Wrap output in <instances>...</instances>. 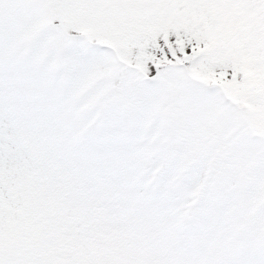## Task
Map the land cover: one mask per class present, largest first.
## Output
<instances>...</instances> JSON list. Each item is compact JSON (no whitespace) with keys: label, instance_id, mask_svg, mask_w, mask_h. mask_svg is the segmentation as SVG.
Returning a JSON list of instances; mask_svg holds the SVG:
<instances>
[{"label":"snow or ice","instance_id":"obj_1","mask_svg":"<svg viewBox=\"0 0 264 264\" xmlns=\"http://www.w3.org/2000/svg\"><path fill=\"white\" fill-rule=\"evenodd\" d=\"M0 264H264V0H0Z\"/></svg>","mask_w":264,"mask_h":264}]
</instances>
